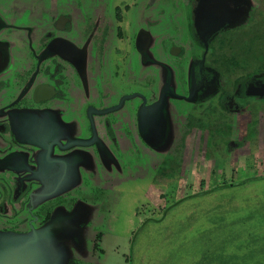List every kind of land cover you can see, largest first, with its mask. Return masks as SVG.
<instances>
[{
    "label": "flooded vegetation",
    "instance_id": "1",
    "mask_svg": "<svg viewBox=\"0 0 264 264\" xmlns=\"http://www.w3.org/2000/svg\"><path fill=\"white\" fill-rule=\"evenodd\" d=\"M152 2L0 1V238L57 217L95 229V260L68 264H96L124 184L165 200L207 163H252L264 0H183L172 20Z\"/></svg>",
    "mask_w": 264,
    "mask_h": 264
},
{
    "label": "rangeland",
    "instance_id": "2",
    "mask_svg": "<svg viewBox=\"0 0 264 264\" xmlns=\"http://www.w3.org/2000/svg\"><path fill=\"white\" fill-rule=\"evenodd\" d=\"M152 3L153 8L164 10L169 16L163 20H172L184 9L183 0H153ZM263 17L258 15V21ZM3 22L0 18V31L5 29ZM261 29L264 31V23ZM254 45L264 57V40L256 38ZM248 109L235 113L229 120L250 121ZM258 110L256 121L260 129L256 138L259 140L255 141L252 166L241 160L232 161L226 166L229 172L223 174L225 164L218 162V167L207 163L202 172L197 170L189 175V188L175 191L165 200L156 191L146 193L141 184H124L122 187L128 191L113 210V223L102 222L100 226L101 230H109L102 239V254L96 264H264V108ZM247 167L252 169L250 173L244 171ZM54 219L55 226L43 227L46 236L71 227L68 222ZM74 229L76 234L70 229L71 239L65 243L70 247L67 262L59 260L48 249L46 254L44 249L28 248L27 252L33 254L29 255V264L95 260L93 255H98L93 250L95 229L86 231V236L79 234L84 229L79 224ZM32 234L13 237L26 240ZM74 241L79 245H74Z\"/></svg>",
    "mask_w": 264,
    "mask_h": 264
},
{
    "label": "water",
    "instance_id": "3",
    "mask_svg": "<svg viewBox=\"0 0 264 264\" xmlns=\"http://www.w3.org/2000/svg\"><path fill=\"white\" fill-rule=\"evenodd\" d=\"M0 65L1 68L4 64H0ZM48 224L55 226L57 222L53 218ZM71 233L70 230L67 231V227H65L60 233L46 236L42 227L38 231L33 233L29 239L26 240H20L18 237H13V235L8 237H1L0 239H3L4 241H8L9 243L15 242L14 245L15 250H20V249L27 250L28 248L44 249L46 253L48 249L49 252L53 253V255L56 256L59 260L64 259L67 262V259L70 257V247H67L65 243L68 240V238H70L69 234ZM17 254H15L13 263L12 261H10L12 255H10V257L0 256V264H29V255H33L28 253L27 251L26 253H21L20 255Z\"/></svg>",
    "mask_w": 264,
    "mask_h": 264
}]
</instances>
